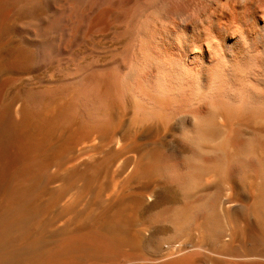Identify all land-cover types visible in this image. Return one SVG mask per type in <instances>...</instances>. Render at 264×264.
Returning a JSON list of instances; mask_svg holds the SVG:
<instances>
[{
    "label": "bare ground",
    "instance_id": "1",
    "mask_svg": "<svg viewBox=\"0 0 264 264\" xmlns=\"http://www.w3.org/2000/svg\"><path fill=\"white\" fill-rule=\"evenodd\" d=\"M0 264H264V0H0Z\"/></svg>",
    "mask_w": 264,
    "mask_h": 264
},
{
    "label": "rangeland",
    "instance_id": "2",
    "mask_svg": "<svg viewBox=\"0 0 264 264\" xmlns=\"http://www.w3.org/2000/svg\"><path fill=\"white\" fill-rule=\"evenodd\" d=\"M12 38H13V39H12ZM12 38H11V40H10L11 45H13V46L15 45V47H18V46H19L18 42L20 43V40H18L19 37H17V36H13ZM12 40H13V41H12ZM16 43H17L18 45H16ZM18 85H19V86L15 87V88H13V89H11V88H7L6 90H4V93H8V94H10V93L14 92V90H17L16 88L21 89V88L23 87V84H19V83H18Z\"/></svg>",
    "mask_w": 264,
    "mask_h": 264
}]
</instances>
